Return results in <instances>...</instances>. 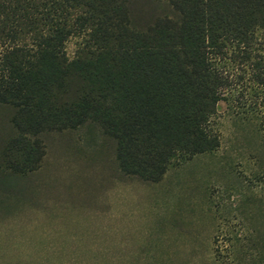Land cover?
I'll list each match as a JSON object with an SVG mask.
<instances>
[{"label":"trees","instance_id":"16d2710c","mask_svg":"<svg viewBox=\"0 0 264 264\" xmlns=\"http://www.w3.org/2000/svg\"><path fill=\"white\" fill-rule=\"evenodd\" d=\"M221 103L264 148V0H0L4 179L42 168L45 136L89 126L122 175L160 183L219 152Z\"/></svg>","mask_w":264,"mask_h":264},{"label":"rangeland","instance_id":"374dc122","mask_svg":"<svg viewBox=\"0 0 264 264\" xmlns=\"http://www.w3.org/2000/svg\"><path fill=\"white\" fill-rule=\"evenodd\" d=\"M142 8L149 21L156 8ZM218 111L219 152L157 184L122 175L95 127L45 136L38 172L0 174V264H264L263 143ZM10 134L0 114V141Z\"/></svg>","mask_w":264,"mask_h":264}]
</instances>
